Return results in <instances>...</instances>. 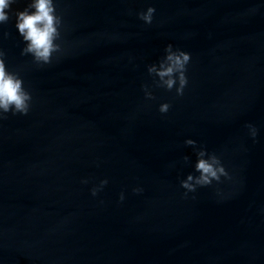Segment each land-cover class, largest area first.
I'll use <instances>...</instances> for the list:
<instances>
[{"label":"water","instance_id":"1","mask_svg":"<svg viewBox=\"0 0 264 264\" xmlns=\"http://www.w3.org/2000/svg\"><path fill=\"white\" fill-rule=\"evenodd\" d=\"M168 43L191 54L179 97L147 72ZM61 47L0 121V264H264V0H110ZM186 138L230 178L184 197Z\"/></svg>","mask_w":264,"mask_h":264},{"label":"clouds","instance_id":"2","mask_svg":"<svg viewBox=\"0 0 264 264\" xmlns=\"http://www.w3.org/2000/svg\"><path fill=\"white\" fill-rule=\"evenodd\" d=\"M18 0H0V26H3L14 17V27L23 41L21 55H29L36 66L49 65L53 59L62 52L61 38L64 21L62 15L57 11V0H27L22 9H13ZM156 8L149 4L143 10L137 11L136 16L144 24L150 25L153 22ZM7 36V32L3 33ZM164 54L157 62L147 66V72L153 77L155 87L168 91L174 89L177 97L183 96L188 77L187 66L191 60V54L179 47L168 43L164 47ZM146 99H155L153 92L148 85H142ZM33 104L32 93L25 86L24 80L17 71L10 70L5 59V52L0 49V121L12 116L27 115ZM171 105L169 102H161L158 111L161 114L167 113ZM249 135L255 140L257 128L253 124H247ZM184 143L194 148L195 161L192 163L193 171L187 173L179 180L180 187L184 189L183 196L194 193L200 187L219 184L221 178L229 179V172L226 170L221 158L215 153L208 151L204 146L195 148L196 141L186 138ZM188 160L187 156L183 157ZM82 184H88V178H82ZM109 183L107 178L100 179L92 184L89 192L96 197ZM133 193H141L143 188L135 186L131 189ZM219 192V190L217 189ZM125 193L119 194V201L123 202ZM103 203V201H101Z\"/></svg>","mask_w":264,"mask_h":264}]
</instances>
